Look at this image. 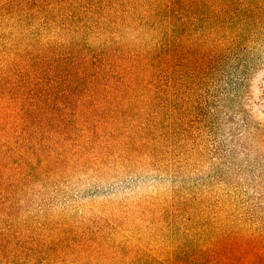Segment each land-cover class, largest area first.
Wrapping results in <instances>:
<instances>
[{
  "label": "rangeland",
  "instance_id": "obj_1",
  "mask_svg": "<svg viewBox=\"0 0 264 264\" xmlns=\"http://www.w3.org/2000/svg\"><path fill=\"white\" fill-rule=\"evenodd\" d=\"M0 264H264V0H0Z\"/></svg>",
  "mask_w": 264,
  "mask_h": 264
}]
</instances>
